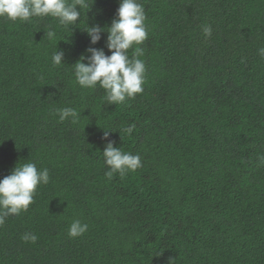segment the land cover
I'll return each mask as SVG.
<instances>
[{"label": "trees", "instance_id": "16d2710c", "mask_svg": "<svg viewBox=\"0 0 264 264\" xmlns=\"http://www.w3.org/2000/svg\"><path fill=\"white\" fill-rule=\"evenodd\" d=\"M139 2L146 82L119 105L74 76L82 28L110 25L119 0H93L70 27L0 18V178L26 162L50 177L0 225V264H264V0ZM106 35L92 46L109 55ZM62 107L78 121L52 117ZM104 131L143 167L107 181ZM75 219L89 229L72 238Z\"/></svg>", "mask_w": 264, "mask_h": 264}, {"label": "clouds", "instance_id": "9594fccd", "mask_svg": "<svg viewBox=\"0 0 264 264\" xmlns=\"http://www.w3.org/2000/svg\"><path fill=\"white\" fill-rule=\"evenodd\" d=\"M88 0H0V18L12 22H31L33 18L51 17L58 21L62 27L76 25L81 19L82 10L90 9ZM146 14L144 6L139 0H119L114 18L110 25L87 24L83 31L89 37V47L85 49L80 58L74 63V76L76 83L81 88L95 89L97 86L105 90L104 99L108 104H125L134 99L137 94L144 91L146 82V64L142 57L144 49L139 47L148 38L146 26ZM106 33L105 47L109 55L105 54L104 48L93 47ZM205 37L211 35V27H203ZM47 38L55 41L56 49L51 55L54 67L63 64L65 52L57 49L56 32L49 28ZM132 55L129 56V50ZM258 54L264 57V48L258 49ZM58 116L59 122L70 120L76 123L80 117L73 107H62L53 110L52 117ZM136 128L130 124L121 129L125 135H131ZM110 132L104 131L102 139L106 141L102 151L104 165L107 171L104 176L111 181L116 174L124 177L130 172H135L143 167L139 154L122 151L115 147L114 142L109 140ZM120 134V132H119ZM259 162L264 165V156L259 157ZM49 170L38 169L33 162L16 164L11 173L0 178V225L9 216H18L26 212L34 202V196L40 185L49 182ZM89 229L87 223L79 219L73 220L68 228L69 237L82 236ZM22 239L26 242L35 243L38 237L35 234L25 233Z\"/></svg>", "mask_w": 264, "mask_h": 264}]
</instances>
